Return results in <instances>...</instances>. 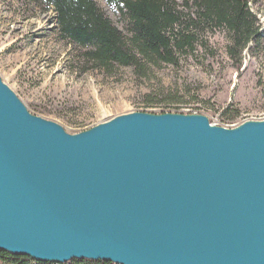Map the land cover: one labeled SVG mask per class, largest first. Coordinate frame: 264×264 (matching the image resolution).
<instances>
[{
    "label": "water",
    "instance_id": "95a60500",
    "mask_svg": "<svg viewBox=\"0 0 264 264\" xmlns=\"http://www.w3.org/2000/svg\"><path fill=\"white\" fill-rule=\"evenodd\" d=\"M0 250L58 264H264V120L131 112L71 134L0 76Z\"/></svg>",
    "mask_w": 264,
    "mask_h": 264
},
{
    "label": "rangeland",
    "instance_id": "374dc122",
    "mask_svg": "<svg viewBox=\"0 0 264 264\" xmlns=\"http://www.w3.org/2000/svg\"><path fill=\"white\" fill-rule=\"evenodd\" d=\"M96 1L124 30L118 14ZM252 7L262 41L246 52L240 76L225 54V35L217 32L211 36L215 55L184 59L178 68L163 65L143 78L125 67L115 75L84 71L77 52L57 37L53 11L31 0H0V76L31 113L71 134L131 112L197 113L223 127L264 120V0Z\"/></svg>",
    "mask_w": 264,
    "mask_h": 264
},
{
    "label": "trees",
    "instance_id": "16d2710c",
    "mask_svg": "<svg viewBox=\"0 0 264 264\" xmlns=\"http://www.w3.org/2000/svg\"><path fill=\"white\" fill-rule=\"evenodd\" d=\"M31 1L55 13L57 37L77 52L84 71L99 70L106 75L125 67L148 78L163 65L178 68L184 59L215 55L211 36L222 32L227 41L225 54L240 76L246 52L251 53L262 41L254 0H104L118 14L124 30L96 0ZM227 112L229 107L224 109ZM239 114H230L229 123ZM0 264L58 263L0 250ZM66 264L114 263L72 259Z\"/></svg>",
    "mask_w": 264,
    "mask_h": 264
}]
</instances>
